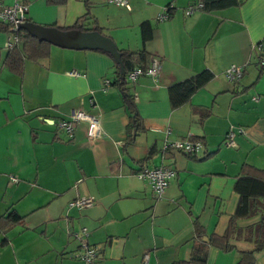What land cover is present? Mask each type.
<instances>
[{"label":"crops","instance_id":"obj_1","mask_svg":"<svg viewBox=\"0 0 264 264\" xmlns=\"http://www.w3.org/2000/svg\"><path fill=\"white\" fill-rule=\"evenodd\" d=\"M0 1L26 2L28 19L47 25L68 26L86 13L83 24L98 23L118 49L144 48L161 64L156 79L141 74L127 84L144 125L129 142L131 109L109 54L51 43L47 56L24 57L17 73L0 29V264H142L144 252L148 264H177L191 253L195 217L207 233H222L238 202V176L264 168V0L210 11L201 0ZM189 4L197 7L186 14ZM143 20L152 27L146 40ZM259 42L262 51L253 48ZM231 63L243 68L238 80L225 74ZM203 68L213 77L172 107L168 86ZM80 108L99 114L102 137L89 139L84 120L71 136L58 126ZM239 126L226 145L227 131ZM185 137L202 140L195 157L163 147ZM157 164L175 170L161 196L136 174ZM79 195L95 200L78 207L71 201ZM10 211L21 219H8ZM82 226L88 233L78 236ZM85 240L96 248L90 263L77 255ZM234 242L229 251L209 246L203 264H236L239 249L254 245L243 236ZM254 264H264V250Z\"/></svg>","mask_w":264,"mask_h":264},{"label":"trees","instance_id":"obj_2","mask_svg":"<svg viewBox=\"0 0 264 264\" xmlns=\"http://www.w3.org/2000/svg\"><path fill=\"white\" fill-rule=\"evenodd\" d=\"M49 3H63L65 0H47ZM202 9L210 11L219 8H224L231 5H236L241 0H201ZM87 6L89 2H86ZM87 17L86 13L79 16L76 21L68 26H60L61 28H79L83 30L95 29L102 31V27L98 23H93L91 26H85L83 20ZM95 22V21H94ZM56 25V24H53ZM0 29L7 30V26L0 22ZM140 29L143 40L152 36V27L148 20H143L140 23ZM20 41L8 50L5 61L11 70L20 73L23 65V58L29 57L38 59L45 57L49 53L50 42L39 40L31 35L25 29L17 30ZM109 54L115 63L117 71V82L120 86L123 98L131 109L129 120L128 141L132 142L138 131L144 128L142 118L133 102L132 95L128 91L127 73L135 65L147 66L149 64L148 52L144 49L130 50L118 49L120 52V60L123 65L121 70L119 61L116 57L107 50L93 48ZM264 64H261V68ZM243 74V68H242ZM214 73L209 68L202 70L168 86V97L172 107H176L189 99L191 94L199 87L207 83ZM242 76V75H241ZM238 80V79H237ZM131 130V131H130ZM152 152V151H151ZM190 157H195L196 153L184 152ZM246 167V165H244ZM235 189L239 193L238 202L234 213L231 215L226 229L222 233H207L204 226L198 218L193 219L194 240L191 253L187 259L177 261V264H203L207 257L209 246H216L224 251L232 250L236 247L234 239L243 238L252 239L253 247L249 249H239L241 256L236 264H254L256 262V252L264 250V168H255L252 173H243L238 176L235 182ZM256 216V219L246 225H240L239 221L242 218ZM7 218L12 221L21 219V215L16 211H10Z\"/></svg>","mask_w":264,"mask_h":264},{"label":"built area","instance_id":"obj_3","mask_svg":"<svg viewBox=\"0 0 264 264\" xmlns=\"http://www.w3.org/2000/svg\"><path fill=\"white\" fill-rule=\"evenodd\" d=\"M116 4H123L127 7H130L127 0H108ZM198 6H201L199 4ZM168 9L172 8V4H168ZM197 5L189 4L185 8V13L189 14ZM28 4L22 1H16L13 4H5L0 1V22L4 23L7 26V31L9 33L6 46L8 49L12 48L15 43L20 41L19 34L17 30L19 29L18 25L21 21L28 19L27 17ZM170 12L158 14V18L163 19L168 17ZM262 43H255L253 48H256L259 51H262ZM261 64H264V54H261L260 60ZM161 71L160 60L156 57L152 58L147 66L135 65L127 73L128 82H134L136 78L141 74L151 75L153 78H157ZM71 74H80L76 69H71L69 71ZM225 74L231 80H237L242 75V66L231 63L225 70ZM105 86L110 82L109 78H105ZM86 121V135L89 139H96L103 136V132L100 129V117L99 114L95 112L86 111L84 109H77L68 115L65 118H62L58 121V126L64 129L68 135H72L74 127L80 121ZM242 131L243 129L239 126L237 129L230 128L225 137L226 145H234V135L236 131ZM203 142L199 138H180L172 141L165 140L164 148H175L182 152L188 153H197L203 149ZM136 174L139 177L145 178L150 182L152 191L157 195L161 196L165 191L166 187L169 184L170 179L175 175V170L171 166L164 164H157L153 166H144L140 168ZM94 197L92 195H79L73 199L72 204L77 205L78 207H83L91 205L94 202ZM88 230L85 226H82L76 234L78 236L87 235ZM81 250L77 253L78 257L83 259L86 263H90L96 255V248L89 243L88 241H83L81 243ZM148 252H144L142 264H148Z\"/></svg>","mask_w":264,"mask_h":264},{"label":"water","instance_id":"obj_4","mask_svg":"<svg viewBox=\"0 0 264 264\" xmlns=\"http://www.w3.org/2000/svg\"><path fill=\"white\" fill-rule=\"evenodd\" d=\"M39 40L70 48H100L112 53L119 61L121 70L123 65L120 52L112 38L95 29L83 30L79 28H61L58 25H47L33 21L23 20L18 25Z\"/></svg>","mask_w":264,"mask_h":264},{"label":"rangeland","instance_id":"obj_5","mask_svg":"<svg viewBox=\"0 0 264 264\" xmlns=\"http://www.w3.org/2000/svg\"><path fill=\"white\" fill-rule=\"evenodd\" d=\"M123 5V4H122Z\"/></svg>","mask_w":264,"mask_h":264}]
</instances>
